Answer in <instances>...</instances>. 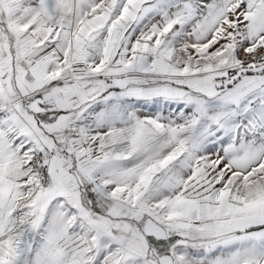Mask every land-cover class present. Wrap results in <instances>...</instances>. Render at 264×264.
Segmentation results:
<instances>
[{
  "label": "snow or ice",
  "instance_id": "snow-or-ice-1",
  "mask_svg": "<svg viewBox=\"0 0 264 264\" xmlns=\"http://www.w3.org/2000/svg\"><path fill=\"white\" fill-rule=\"evenodd\" d=\"M0 264H264V0H0Z\"/></svg>",
  "mask_w": 264,
  "mask_h": 264
}]
</instances>
